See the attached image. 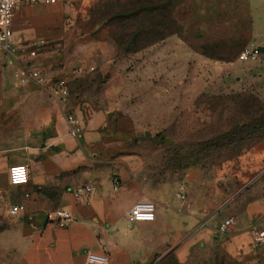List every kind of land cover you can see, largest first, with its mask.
I'll list each match as a JSON object with an SVG mask.
<instances>
[{"label":"crops","instance_id":"obj_1","mask_svg":"<svg viewBox=\"0 0 264 264\" xmlns=\"http://www.w3.org/2000/svg\"><path fill=\"white\" fill-rule=\"evenodd\" d=\"M102 1L54 0L13 12L11 52L0 54V264H85L90 251L105 254L108 264H264V245L252 238L264 225L263 196L235 211L197 170L155 177L152 149L136 147L138 129L125 117L83 115L70 95L66 102L51 95L59 78L69 83L77 68L87 76L115 57L110 38L77 28L80 12ZM261 35L254 33L253 45ZM31 69L44 81L27 78ZM17 163L28 165L25 184L9 180ZM87 183L93 192L75 197L73 189ZM140 200L155 203L153 221H129ZM15 204L22 209L10 214ZM57 208L70 214L62 225L52 213ZM230 216L235 224L221 232Z\"/></svg>","mask_w":264,"mask_h":264},{"label":"rangeland","instance_id":"obj_2","mask_svg":"<svg viewBox=\"0 0 264 264\" xmlns=\"http://www.w3.org/2000/svg\"><path fill=\"white\" fill-rule=\"evenodd\" d=\"M121 1L126 6L120 10L135 1L143 5ZM103 3L106 12L91 7L77 16L82 35L110 38L112 22L103 19L112 13L113 0ZM168 15L172 33L147 46L138 42L137 51L122 49L127 38L119 47L110 38L114 58L87 76H70L72 104L83 115L125 117L138 129L136 147L152 149L155 177L174 180L197 170L206 188L217 185L239 211L246 201L264 197V136L244 147L232 142L246 133L234 131L264 113V40L257 61L238 59L254 33L264 39V0H167L159 11H148L144 23L154 17L157 24ZM113 30L129 35L127 28ZM157 36L147 35L144 42ZM134 147L130 140L128 148Z\"/></svg>","mask_w":264,"mask_h":264},{"label":"built area","instance_id":"obj_3","mask_svg":"<svg viewBox=\"0 0 264 264\" xmlns=\"http://www.w3.org/2000/svg\"><path fill=\"white\" fill-rule=\"evenodd\" d=\"M54 0H0V54L11 52L10 38L12 35V18L14 10L23 4H44L46 2H52ZM20 41V40H19ZM261 54L260 47L250 44L246 46L239 54L238 59L240 61L255 62L259 59ZM30 55H35V51H31ZM80 71V68L76 69ZM27 76L36 82H43L44 77L39 70H29ZM50 93L53 97L58 98L62 102H66L68 92V80L66 77L59 78L50 86ZM69 122H74L72 115L67 116ZM80 136V129L77 127L74 131ZM9 180L12 184L20 185L27 183L29 179V168L25 163L13 164L8 170ZM117 183H114L113 189H117ZM93 192V187L90 184H83L73 189L75 197L89 196ZM178 199H184V188L180 186V191L177 193ZM22 209L21 205L15 204L9 209L10 214H15ZM54 218H58V225H62L64 219H68L70 214L63 208H57L53 212ZM156 215V205L153 201L140 200L135 202L128 212V219L131 222L135 221H153ZM264 219V217H263ZM235 224V217H227L221 225L219 230L225 232L229 227ZM253 242L256 245H264V225L256 226L252 233ZM85 264H108V258L105 254L96 252H87L85 258Z\"/></svg>","mask_w":264,"mask_h":264},{"label":"trees","instance_id":"obj_4","mask_svg":"<svg viewBox=\"0 0 264 264\" xmlns=\"http://www.w3.org/2000/svg\"><path fill=\"white\" fill-rule=\"evenodd\" d=\"M131 1L132 0H129V3H131ZM103 2L104 0L101 3L95 5L94 7L101 8L103 9V11H105L107 6L104 5ZM122 4L123 2L121 0H113L112 13L109 15L108 19H103L106 23H108V20L109 22H112L111 31H109V36L112 40L115 41L118 47L120 45H124V42L126 41L125 38H127L128 40L126 41V47L131 49L130 47L133 46V49L128 50L126 47H123L122 49L131 52L137 51L143 45L147 46L153 44L154 42L162 40L163 38L169 36L170 33H172L171 29L168 30L169 26H171L172 24V20H170L169 15L168 20H166L165 18L163 21L157 22V24L155 23L156 19L152 16V18L150 17L151 21L148 24L144 23L147 18L146 13L148 11H159V9L164 8L165 6H167V0H143V5L141 6H138L135 1L133 5L124 8V10H120V6ZM123 6H126V4L124 3ZM107 25L109 27L110 24ZM122 27L127 28L129 30V32H127L129 34L128 36H126V33L123 31L113 30V28L117 29ZM151 34H157L158 36L155 39L147 40L144 42V40H146L145 37ZM138 42L141 43L140 47L137 46ZM237 129V124H235L233 127V131ZM244 129L246 130L244 136L239 137L235 135V137L233 136L234 140L232 142H243L239 145H242V147H244L245 141L253 142L261 140V137L264 136V113L263 116H260L258 118L251 117L249 122H247L246 124H242L241 127H239V130L234 132L237 134H242V132H244Z\"/></svg>","mask_w":264,"mask_h":264},{"label":"water","instance_id":"obj_5","mask_svg":"<svg viewBox=\"0 0 264 264\" xmlns=\"http://www.w3.org/2000/svg\"><path fill=\"white\" fill-rule=\"evenodd\" d=\"M109 117L111 116V113L108 115ZM146 135H148L149 133L148 132H145ZM244 189V188H242ZM241 191V190H240ZM239 193V192H238Z\"/></svg>","mask_w":264,"mask_h":264}]
</instances>
